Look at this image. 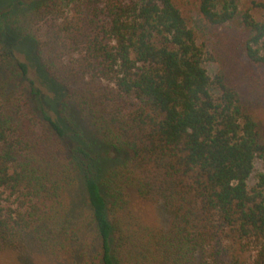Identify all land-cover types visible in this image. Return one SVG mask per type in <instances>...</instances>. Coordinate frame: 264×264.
Listing matches in <instances>:
<instances>
[{"label": "trees", "instance_id": "obj_1", "mask_svg": "<svg viewBox=\"0 0 264 264\" xmlns=\"http://www.w3.org/2000/svg\"><path fill=\"white\" fill-rule=\"evenodd\" d=\"M263 44L264 0H0V254L264 264Z\"/></svg>", "mask_w": 264, "mask_h": 264}, {"label": "rangeland", "instance_id": "obj_2", "mask_svg": "<svg viewBox=\"0 0 264 264\" xmlns=\"http://www.w3.org/2000/svg\"><path fill=\"white\" fill-rule=\"evenodd\" d=\"M253 14L257 19L261 16V12L256 10L253 11ZM204 67L212 79L219 70V66L211 62H205ZM253 72L258 77L264 74V70L262 69H254ZM30 76L33 77V79L35 78L33 71H31ZM212 90L215 94L217 93L214 88H212ZM18 91L20 92L17 84L15 85L14 81H11L9 75L0 67V98L6 109H14L15 105L20 103L22 98L21 95L17 93ZM260 173H264V161L258 159L255 162L254 173L248 182L250 188L255 186L257 176ZM5 198L6 202H4V206L6 208L12 206L14 198L8 201V193L5 195ZM131 202L134 214L147 225L156 228H166L168 226L169 216L161 203L143 202L137 198L135 193L131 194ZM60 252L61 253H59L58 250H45L35 244L32 236H27L17 247H10L5 254H0V264H73L74 260L71 258V255L66 252V249ZM252 256L251 253L243 255V264H251ZM201 258L203 261L206 259L205 252L202 253ZM75 260L77 264H83L85 261H83L79 254Z\"/></svg>", "mask_w": 264, "mask_h": 264}]
</instances>
